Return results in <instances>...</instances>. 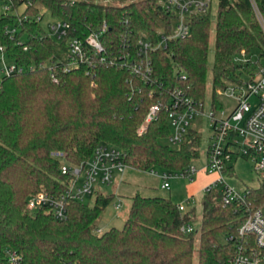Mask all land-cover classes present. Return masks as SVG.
Here are the masks:
<instances>
[{"label":"trees","instance_id":"1","mask_svg":"<svg viewBox=\"0 0 264 264\" xmlns=\"http://www.w3.org/2000/svg\"><path fill=\"white\" fill-rule=\"evenodd\" d=\"M42 8L54 20L70 22L68 36L58 40L49 35L52 20L45 21ZM176 16L159 0H12L11 10L0 12V45L10 61L25 67L10 75L0 71V264H9L7 248L21 256V264H194L195 231L181 230L193 214L182 212L170 197L137 191L124 226L103 233L96 231L97 225L111 194L98 192L94 205L71 200L64 219L27 207L32 193L65 188L67 177L55 152L78 164L106 142L125 149L133 168L172 171L185 169L199 156L201 132L194 126L177 146L162 141L171 134L165 108L146 132L140 134L138 128L151 105L167 97L169 86L187 87L196 99L204 98L210 12L192 15L188 36L152 52L162 85L146 83L130 69L96 58L92 68L88 63L64 68L69 60L67 41L73 36L84 38L106 23L102 40L111 58L124 41L133 46L141 34L171 32ZM243 49L251 61L235 60ZM254 49L259 53L253 66ZM260 57L264 32L250 0H219L214 106L219 105L217 89L263 66ZM43 61L48 65L40 66ZM180 71L186 75L183 81L178 80ZM222 196L221 185L203 195L199 264H226L235 253L246 207L236 202L224 205ZM247 199L250 205L264 203V182L250 188Z\"/></svg>","mask_w":264,"mask_h":264},{"label":"built area","instance_id":"2","mask_svg":"<svg viewBox=\"0 0 264 264\" xmlns=\"http://www.w3.org/2000/svg\"><path fill=\"white\" fill-rule=\"evenodd\" d=\"M166 10L176 13L173 30L158 36L139 35L133 46L123 42L118 54L109 58L108 49L103 44L102 37L107 30V24L99 30L91 31L84 38L73 36L68 39L69 60L65 70L88 63L92 68L96 65L94 58L100 63H114L122 68H128L137 77L146 83L162 85L155 75L152 52L167 47L170 40L185 37L190 34V17L194 14L208 13L212 0H159ZM4 11L11 10L12 0H0ZM255 15L264 32V0H250ZM71 24L67 20H54L49 24V35L62 40L68 36ZM13 33L15 29L8 28ZM27 49V46L25 47ZM239 62L251 61L245 49L235 56ZM48 63L43 61L40 66ZM30 68L33 65L29 66ZM50 68H53L50 65ZM25 70L7 58L5 49L0 45V71L10 75ZM52 77L56 80L55 72ZM186 75L180 71L178 80L183 81ZM223 87L227 94L236 100V104L228 114L216 115L222 109V104L213 105V111L207 115L213 129L212 143L208 150V162L203 167L207 174H217V177L205 186V192L221 185L223 204H243L246 207V218L239 226V238L235 244V253L226 264H264V203L250 205L247 195L250 188L236 190L225 182L224 172L230 169L235 158L245 157L251 161L253 167L264 175V65L250 69L246 77L241 80H228ZM164 94V93H163ZM162 94V95H163ZM161 95V96H162ZM165 108L168 111V120L171 134L168 139L172 144H181L193 126L194 120L204 113L203 99H196L189 94L188 88L181 85L169 86L167 97L160 98L153 103L138 132L144 133L149 123L156 118L158 112ZM55 156L62 159L61 171L67 177L65 188L62 191L38 190L27 199L30 210H46L58 219L68 215V204L71 200L85 201L87 197L104 191L100 184L112 183L116 176L122 175L131 165L127 162V151L111 143H100L87 160L72 164L65 159L63 152H55ZM162 181V188L171 187V179H194L197 167L189 164L185 169L172 171H158L148 169ZM122 200L119 198L115 207L120 209ZM182 212H187L184 203L178 204ZM183 232L195 231L191 223L182 225ZM9 264H21V256L13 249H6ZM65 264H79L67 261Z\"/></svg>","mask_w":264,"mask_h":264},{"label":"rangeland","instance_id":"3","mask_svg":"<svg viewBox=\"0 0 264 264\" xmlns=\"http://www.w3.org/2000/svg\"><path fill=\"white\" fill-rule=\"evenodd\" d=\"M219 0H212L210 7V17H211V27H210V40H209V51H208V72L206 79V88L204 94V113L202 116H198L194 120L193 126L196 127L201 132L200 141V154L198 157L191 161V164L195 165L198 171L194 174V179L191 181L189 179L173 178L171 179L172 191L160 188L161 179L158 175L150 173L148 170H140L133 167L127 169L123 174V178L126 180L125 183L119 184V176H116L115 180L109 184H100L102 190L108 192L113 196L111 202L105 207L101 218L98 221L97 232L103 233L113 226L123 227L125 221L129 215V211L132 203V196L136 193V190L145 196L151 195H161L169 196L171 193L172 200L174 202H185L186 210L191 211L194 209L195 216L190 222L195 229V255L194 264H199V229L201 226L202 218V200L205 193L204 183L206 181L207 173L203 170V167L208 162V150L212 143L213 129L210 125V120L207 117L213 111V62H214V48H215V25L217 20ZM23 8V7H22ZM20 8L19 10H22ZM4 11L2 4L0 3V12ZM42 12L45 14V21H54L50 17L49 13L45 8H42ZM253 62L252 65L257 63L258 49L253 50ZM259 62L264 64V57L259 58ZM243 77H246L243 74ZM230 86V83L227 82ZM216 97L222 104V109L216 112V115L222 116L223 114H228L234 105L236 100L229 96L225 88L220 87L216 91ZM164 143L170 144L172 146H177L172 144L168 138L162 140ZM232 169H228L224 172V179L227 184L236 190H246L248 188H258L264 182V175L257 171L250 160L245 157L235 158L232 162ZM158 171H162L161 168H156ZM209 175V174H208ZM182 180V181H181ZM189 192H194V195L190 199L186 200L187 194ZM97 193L91 197H87L85 202L90 205H94L96 201ZM122 200V206L120 209L115 207V203L118 199ZM264 211V206L262 207ZM222 241H225V237H221Z\"/></svg>","mask_w":264,"mask_h":264},{"label":"crops","instance_id":"4","mask_svg":"<svg viewBox=\"0 0 264 264\" xmlns=\"http://www.w3.org/2000/svg\"><path fill=\"white\" fill-rule=\"evenodd\" d=\"M126 171H127V170H126ZM126 171H125V172H126ZM125 172H124V173H125ZM124 173H123V174H124ZM123 174L119 176V179H118L119 184H120V183H125V182H126V180L123 178ZM216 177H217V174H209V175L207 174V176H206V181H205V183H204V186L207 185V184H209L210 182H212ZM181 181H182V180H181ZM161 184H162V181H161ZM161 184H160V188H162ZM162 189H166V188H162ZM137 190H139V189H137ZM137 190H136V192H137ZM166 190H169V192H171V191H172V184H171V187H170L169 189H166ZM103 191H104L105 194H108L107 191H105V190H103ZM193 195H194V192H189V193L187 194V197H186L187 202H188V200L190 199V197L193 196ZM133 196H134V195H133ZM133 196H132V197H133ZM151 196H153V195H151ZM132 197H131V198H132ZM167 197H170V198L172 199L171 193H170L169 196L167 195ZM176 203H178V204H182V203H185V202L181 201V202H176ZM194 209H195V208H194ZM194 209L192 210V212L187 210V212L193 214V218H194V216H195Z\"/></svg>","mask_w":264,"mask_h":264}]
</instances>
